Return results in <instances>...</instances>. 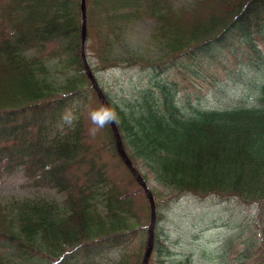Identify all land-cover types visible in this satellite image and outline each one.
<instances>
[{"label": "trees", "instance_id": "obj_1", "mask_svg": "<svg viewBox=\"0 0 264 264\" xmlns=\"http://www.w3.org/2000/svg\"><path fill=\"white\" fill-rule=\"evenodd\" d=\"M174 2L85 0L92 72L138 61V69L151 72L148 84L122 101L103 92L129 158L146 182L156 183L152 264H191L173 256L156 223L181 194L264 204V61L250 106L203 108L159 77L179 57L216 50L228 39L252 50L264 38V0ZM143 19L151 23L149 51L122 57L119 37ZM79 46V0H0V175L21 171L29 185L60 196L18 205L0 198V264H94L109 251L110 264L141 262L146 195L119 157L108 124L99 146L87 139L81 109L92 86ZM107 144L128 171L125 183L103 157ZM256 252L264 264V251Z\"/></svg>", "mask_w": 264, "mask_h": 264}, {"label": "rangeland", "instance_id": "obj_2", "mask_svg": "<svg viewBox=\"0 0 264 264\" xmlns=\"http://www.w3.org/2000/svg\"><path fill=\"white\" fill-rule=\"evenodd\" d=\"M185 1L175 0L174 3ZM150 24L149 19L139 20L132 23L124 37H119L117 50L122 57L149 51L151 43L147 32ZM49 48L50 44H47L44 50ZM152 51L155 53L154 48ZM261 61H264V38L255 39L250 51L245 44L228 39L218 44L216 50L179 57L175 65L159 77L175 82L182 99L198 103L203 108L250 106L255 103L254 94L262 77ZM137 66L139 61L98 69L94 74L102 91L117 102L118 99L122 101L132 96L136 90L148 84L151 72L138 69ZM92 88L86 86L88 96L81 111L88 141L99 146L104 140V128H97L90 120V113L101 106ZM81 105L82 100L75 107ZM107 147L103 157L110 163V170L117 180L125 183L128 171L111 153L108 144ZM148 178L150 188L155 187V181ZM27 182L31 184L21 171L11 174L3 172L0 175V198L4 201L13 199L12 205L31 198L52 201L60 198L51 189L31 186ZM136 196L135 199L144 204L142 196ZM165 212L166 218L156 223L159 231L167 235L175 258L188 257L191 264H262L256 251L258 246L264 251V204H243L234 196L223 198L208 194L200 197L184 193L175 198ZM253 234L257 235V239ZM228 236L231 240L226 246L224 241ZM114 258L115 253L109 251L104 256H98L94 264H110ZM149 258L148 264H152V256Z\"/></svg>", "mask_w": 264, "mask_h": 264}, {"label": "water", "instance_id": "obj_3", "mask_svg": "<svg viewBox=\"0 0 264 264\" xmlns=\"http://www.w3.org/2000/svg\"><path fill=\"white\" fill-rule=\"evenodd\" d=\"M79 7H80V46H79V50H80V57L82 60L84 72H85L88 80L90 81V84L92 85L97 97H98L100 105H106L110 108L109 103L106 99V96L104 95V92L99 87L98 82H97L92 70L90 69L89 63H88L87 58H86L85 50H84L85 39H86V6H85V0H79ZM109 127L111 129V133H112L113 140H114V145H115V148H116V151H117L119 157L122 159L123 163L126 165L128 170L131 172V174L135 178L136 182L138 183V185L141 187V189L145 193L147 200H148L149 220H148V224H147L146 242H145V246H144V250H143V254H142V258H141V262H140V264H147L148 258H149V255H150V252H151L152 246H153V230H154L155 212H156L154 196L152 194V191L148 187L145 179L143 178L141 173L136 169L133 162L128 157V155L124 149V146H123L121 136H120L119 130L117 128L116 122L110 121Z\"/></svg>", "mask_w": 264, "mask_h": 264}, {"label": "clouds", "instance_id": "obj_4", "mask_svg": "<svg viewBox=\"0 0 264 264\" xmlns=\"http://www.w3.org/2000/svg\"><path fill=\"white\" fill-rule=\"evenodd\" d=\"M116 119L117 114L115 110L106 105H101L100 108L90 113V120L97 128H103L109 124L110 121H115ZM93 131H95V129H93Z\"/></svg>", "mask_w": 264, "mask_h": 264}]
</instances>
